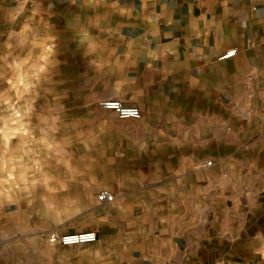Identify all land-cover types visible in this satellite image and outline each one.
Segmentation results:
<instances>
[{"label":"crops","instance_id":"obj_1","mask_svg":"<svg viewBox=\"0 0 264 264\" xmlns=\"http://www.w3.org/2000/svg\"><path fill=\"white\" fill-rule=\"evenodd\" d=\"M64 1L75 50L157 128L113 264H264V0Z\"/></svg>","mask_w":264,"mask_h":264},{"label":"rangeland","instance_id":"obj_2","mask_svg":"<svg viewBox=\"0 0 264 264\" xmlns=\"http://www.w3.org/2000/svg\"><path fill=\"white\" fill-rule=\"evenodd\" d=\"M68 8L64 0H0V264H113L132 202L144 204L147 188L135 183L155 156L141 154L139 137L157 128L99 106L128 104L106 89L104 60L75 50ZM101 191L114 201H98ZM86 231L97 240H48Z\"/></svg>","mask_w":264,"mask_h":264},{"label":"built area","instance_id":"obj_3","mask_svg":"<svg viewBox=\"0 0 264 264\" xmlns=\"http://www.w3.org/2000/svg\"><path fill=\"white\" fill-rule=\"evenodd\" d=\"M236 50H230L224 53L221 58H228L234 56ZM99 106L105 110H111L116 113V115L121 119H139L141 117V112L136 106L124 105L119 100H101ZM211 161H208L206 166L211 165ZM98 201L100 202H113L114 195L108 191H101L98 196ZM49 242L52 244H60L63 246L77 245V244H87L93 243L97 240V234L94 231L79 232L73 234H63L55 235L51 234L48 238Z\"/></svg>","mask_w":264,"mask_h":264}]
</instances>
